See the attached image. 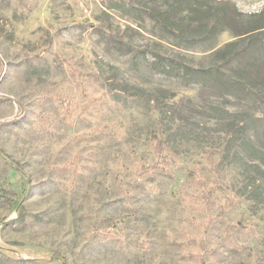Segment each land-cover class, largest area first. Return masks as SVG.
I'll return each mask as SVG.
<instances>
[{
    "label": "rangeland",
    "instance_id": "rangeland-1",
    "mask_svg": "<svg viewBox=\"0 0 264 264\" xmlns=\"http://www.w3.org/2000/svg\"><path fill=\"white\" fill-rule=\"evenodd\" d=\"M217 2L224 28L184 46L153 0H0V264H199L202 237L205 264H264V27L215 55L264 0ZM158 139L164 168L138 177Z\"/></svg>",
    "mask_w": 264,
    "mask_h": 264
},
{
    "label": "trees",
    "instance_id": "trees-1",
    "mask_svg": "<svg viewBox=\"0 0 264 264\" xmlns=\"http://www.w3.org/2000/svg\"><path fill=\"white\" fill-rule=\"evenodd\" d=\"M159 6L158 10L155 13L150 14V17L153 19L155 24V32L164 36L169 37L174 40L177 45L184 46H193L195 43H204L213 41L212 34L218 33L224 28L226 24L224 22L226 10L230 7L224 2H217V4H210L209 0H153ZM231 9V8H230ZM154 14V15H153ZM264 26H255L244 30L242 37H245L242 40L230 41L224 44L223 47L215 51L216 57L221 58L223 65H233V60L235 55H238L244 52L253 41V37L258 30ZM254 46V45H253ZM136 55V51L133 50V57ZM240 63V62H239ZM177 69L181 66H184L183 62H176L173 65ZM214 69V68H213ZM198 71L197 69H194ZM220 68L212 70L219 71ZM211 72V71H210ZM248 74V73H246ZM245 71H240L238 73V85L247 82L248 77H246ZM216 75V73H215ZM249 75V74H248ZM229 78V77H228ZM231 79H233L231 77ZM228 81V79H227ZM64 111L70 115L72 113L73 102L64 95L58 96ZM164 140L158 139L156 144L153 147L154 151V162L148 166L139 167L137 170V176L141 177L143 175H152L155 171L162 170L165 164V154H164ZM210 158V152L207 153ZM197 181L204 186L203 178L200 174L197 176ZM215 188L214 186H208L201 189L200 197L202 199V206L204 209H209L210 199L214 195ZM1 196L5 198V201L8 202L7 206H13L14 203V192L9 190H1ZM4 202V201H3ZM0 203H2L0 201ZM211 222L205 223V228L208 229ZM235 225H230L229 228H233ZM105 238H116L120 241H123V232L119 229L113 230H104L103 231ZM203 241L205 237H202L200 240H193L190 242L194 246V256L196 261L199 264H205V251L203 248Z\"/></svg>",
    "mask_w": 264,
    "mask_h": 264
}]
</instances>
